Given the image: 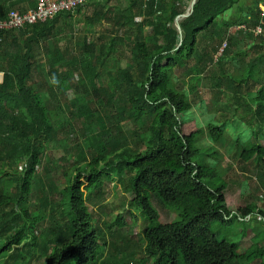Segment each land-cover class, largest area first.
Segmentation results:
<instances>
[{"label":"trees","instance_id":"16d2710c","mask_svg":"<svg viewBox=\"0 0 264 264\" xmlns=\"http://www.w3.org/2000/svg\"><path fill=\"white\" fill-rule=\"evenodd\" d=\"M112 1H91L89 4H93L94 10L88 17V23L94 27L102 21L113 22L116 33L123 28L127 34L131 32V54L137 75L133 77L129 70L123 71L122 80L128 84L124 96L128 97L132 117L146 112L154 115L147 138L149 145L142 152L134 153L123 148L110 164L107 162L112 158L110 153L106 152L102 140L96 141L90 147L87 186L79 181L83 166L76 168L75 178L64 174L66 181L60 195L62 216L67 221L62 224L56 220L52 239L38 244L42 246V264H97L100 242L84 191L89 195L99 193L104 184V174L106 177L109 175L105 169L115 166L131 173L128 203L139 211L146 222L139 264L150 261L152 264L254 262L258 258L254 247L239 254L235 243L218 241L211 231L214 222L226 224L231 217L245 221L254 211L252 205L236 206L234 213L229 211L224 196L226 186L221 184L212 188L204 183L206 177H215L216 173L207 165L208 153L196 163L199 151L194 146L204 135L214 144H219L224 129L214 124L207 125L205 129L193 119H183L192 109L189 95L197 87H191L188 93L178 91L173 74L176 69L183 68H188L190 75L204 73L213 66L223 71L221 61L237 40V36L231 34L232 30L243 26L246 31L236 33L243 37L250 31L249 28L259 25L262 0H196L188 17L180 21V32L174 28V21L185 14L193 0H127L125 9H113ZM26 3L33 6V0L17 3L0 0V19L13 6ZM82 8L74 12L79 13ZM74 12L61 13L45 23L27 26L17 31L18 37L14 32H0V62L4 60L7 65L4 70L0 67L3 72L0 83V161L6 160L13 169L8 174L0 170V175L4 177L1 181L11 188L9 192L0 190V207L11 204L16 207L15 215L0 217V259L13 246L20 247L27 235L31 253L38 247L34 228L45 216L41 212L43 218L35 217L27 207L26 198L33 189L36 166L50 147L52 119L57 116V111L66 107L59 97H65L66 101L68 95L78 93L73 82L76 63L74 59L67 60L68 50L61 51L60 42L51 38L49 33L59 17ZM231 12L236 17L238 15V23ZM225 13H230L229 18H221ZM250 16H254L253 21ZM147 27L151 28V34L145 36ZM216 41L226 42V45L221 56L215 60L217 50L211 46ZM76 51L79 54L98 52L95 45L88 41L78 46ZM98 74L93 67H87L86 76L90 79L92 75L94 93L98 92L95 85ZM220 74L225 79L226 75ZM35 76L42 77V82H36ZM263 93L264 86L256 91L258 96ZM238 99L233 96L235 112L246 103ZM56 100L57 103L60 101L57 110L54 106ZM92 102L96 103L89 100L87 104ZM244 107L247 113L253 112ZM80 112L81 109L77 108L71 114L75 118L81 115ZM251 117H254V123L264 124L260 109L255 110ZM93 125H97L96 122ZM60 146L62 156L58 162L64 169L65 162H69L71 155L77 151L74 147L67 150L62 142ZM241 148L242 161L257 159L264 165V147L246 142ZM80 157H84L82 152ZM15 167L22 169V173L16 172ZM48 185L57 189L54 182H48ZM147 194L157 197L165 208L175 212L176 219L169 224L161 223ZM18 223L22 225L15 230ZM12 230L15 234L4 242V237ZM24 258L13 255L7 258V263H21Z\"/></svg>","mask_w":264,"mask_h":264},{"label":"rangeland","instance_id":"374dc122","mask_svg":"<svg viewBox=\"0 0 264 264\" xmlns=\"http://www.w3.org/2000/svg\"><path fill=\"white\" fill-rule=\"evenodd\" d=\"M10 3L15 2L10 0ZM110 4L113 9L116 7L125 9L127 0H113ZM19 6H13L12 10H21ZM93 10V4H88L79 13L74 12L69 16L59 17L49 33L51 38H56L60 42L61 51L68 50L67 60L74 59L76 63L77 70L73 73V82L77 85L78 93L68 95L66 101L65 97H59L61 104L66 103V107L63 111H57V116L52 119L50 147L42 154L41 162L36 166L33 189L26 198L27 207L35 217L43 218L41 212L45 216L34 228L37 246L40 242L52 239L56 231V220L62 224L67 221L62 216L63 206L60 195L66 181L64 174L75 178L76 168L83 166L82 178L79 181L87 186L88 163L91 161L90 147L96 141L102 140L106 152L110 153L112 158L107 161L110 164L114 162L118 151L123 148H128V151L134 153L142 152L149 145L147 138L151 133L150 127L154 115L146 112L132 117L128 97L124 96L128 91V84L127 81L122 80L123 71L129 70L133 73V77L137 75L131 54L130 40L133 36L131 37L130 31L127 34L124 28L116 33L113 22L102 21L101 24L90 27L88 17L92 15ZM260 11L259 25L249 28L250 31H247L246 35L243 37L236 35L238 32L246 31L243 26L232 30L231 34H235L233 37L237 36V40L228 48L227 56L221 61L223 71L213 66L204 73L195 72L190 75V70L183 68L176 69L173 74V82L178 91L188 93L191 87H197L189 95L192 109L183 116V119H193L199 127L205 129L209 124L224 129V136L219 144H214L206 135L197 140L194 146L199 151L196 163L198 164L208 153L207 165L215 170L216 176L206 177L204 183L212 188L221 184L226 186L224 196L229 211L234 213L236 206L252 205L254 212L245 221L231 217L226 224L214 222L211 225V231L217 240L235 243L239 254L254 247L258 258L250 264H264V165L257 159L242 161L240 154L241 147L246 142L264 147V124L254 123L252 121L254 117H251L257 109H260L264 115V93L260 96L256 94V91L264 86V20L262 19L264 0L261 2ZM231 15L236 17L233 12ZM229 16L230 13H225L221 18H229ZM238 19L237 15V23ZM250 19L253 21L254 16H250ZM181 20L182 18L178 21V25ZM174 28L179 29L180 32L175 22ZM144 31L145 36L151 34L149 27ZM14 35L19 36L17 31ZM87 41L95 45L97 53L79 54L76 51L78 46ZM225 43L216 41L212 44L211 47H216L217 50L214 55L215 60L221 56ZM0 67L4 70L7 67L6 61H1ZM87 67H93L99 72L98 80L95 78L98 90L96 93L92 88V75L90 79L86 76ZM220 72L226 75L223 77L225 79L221 78ZM2 78L3 72L0 71V81ZM41 78L35 76V81L41 83ZM235 95L239 98L238 101H246L244 106L249 107L253 112L247 113L243 105H240L235 112L233 106ZM38 99L40 100V96ZM89 100L96 103L92 102L88 105ZM57 101L54 104L56 110L60 102ZM77 108L81 109V115L74 118L71 113ZM115 111L118 112L114 113ZM95 122L97 125H93ZM61 142L67 150L74 147L77 151L71 155L69 162H65L64 169L58 162L62 156ZM81 152L84 155L82 158ZM1 169L7 174L13 171L6 160L0 161ZM14 169L22 173V169L16 167ZM105 170L109 175L106 177L104 174L101 191L91 195L84 191L86 205L92 215L100 242L97 264H139L144 248L143 233L146 222L139 211L130 207L128 203L131 173L119 170L117 166ZM10 175L13 176V173ZM3 178L0 175V190L9 192L11 188L3 184L1 181ZM48 182H54L57 189L51 188ZM147 197L156 209L161 223L169 224L176 219L177 214L165 208L157 197L151 194H147ZM15 214V204L0 207V217ZM21 225L18 223L15 230ZM27 229L28 226L26 232ZM15 230L4 237V242L15 234ZM29 244L27 235L20 247L13 246L7 251L5 257L0 259V264H10L7 263L9 260L7 258L13 255H22L26 258L24 262L16 264H42L44 262V257L41 256L42 246H38L35 252L31 253ZM232 264H247V262L239 260Z\"/></svg>","mask_w":264,"mask_h":264},{"label":"built area","instance_id":"2783aa9c","mask_svg":"<svg viewBox=\"0 0 264 264\" xmlns=\"http://www.w3.org/2000/svg\"><path fill=\"white\" fill-rule=\"evenodd\" d=\"M18 1L20 0H14ZM91 1L93 0H34V6L27 11L10 9L5 17L0 19V32H16L27 26L45 23L58 14L74 12L80 7H85Z\"/></svg>","mask_w":264,"mask_h":264},{"label":"water","instance_id":"95a60500","mask_svg":"<svg viewBox=\"0 0 264 264\" xmlns=\"http://www.w3.org/2000/svg\"><path fill=\"white\" fill-rule=\"evenodd\" d=\"M195 2H196V0H193V1L191 2V4L189 5V8H188L187 11L185 12V14H183L182 16H180V17H178V18L175 19L174 22H175V25H176V28H177V29L180 28L179 25H178V21H179L181 18L184 19V18L188 17V15L190 14V12L192 11V8H193ZM177 31H179V29H178Z\"/></svg>","mask_w":264,"mask_h":264},{"label":"crops","instance_id":"0c3cea01","mask_svg":"<svg viewBox=\"0 0 264 264\" xmlns=\"http://www.w3.org/2000/svg\"><path fill=\"white\" fill-rule=\"evenodd\" d=\"M15 3H17V2H15ZM18 5H20L19 6V8L21 9L20 11H22V10L23 11H27V10L31 9L34 6V0H33V6H29L27 3L25 5H23V4H18Z\"/></svg>","mask_w":264,"mask_h":264}]
</instances>
